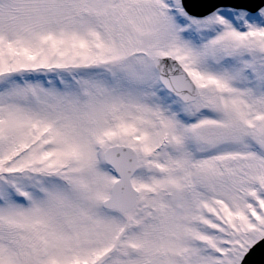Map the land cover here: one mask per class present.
Here are the masks:
<instances>
[{
	"label": "snow or ice",
	"instance_id": "obj_1",
	"mask_svg": "<svg viewBox=\"0 0 264 264\" xmlns=\"http://www.w3.org/2000/svg\"><path fill=\"white\" fill-rule=\"evenodd\" d=\"M0 264H264V0H0Z\"/></svg>",
	"mask_w": 264,
	"mask_h": 264
}]
</instances>
